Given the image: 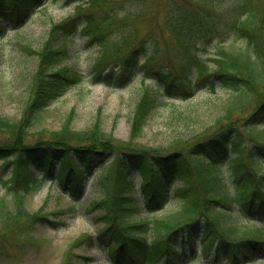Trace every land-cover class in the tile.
Instances as JSON below:
<instances>
[{
  "label": "trees",
  "instance_id": "16d2710c",
  "mask_svg": "<svg viewBox=\"0 0 264 264\" xmlns=\"http://www.w3.org/2000/svg\"><path fill=\"white\" fill-rule=\"evenodd\" d=\"M43 1L0 0V32L3 19L13 25L23 22ZM68 1L79 2L76 14L51 22L41 48L28 46L39 57V64L23 116L17 122L0 116V132L6 134L0 139V178L13 192L12 206L0 196V235H22L32 232L38 223L54 222L43 207L29 211L24 206L25 194L44 177L56 179L61 191L76 199L83 194L85 177L109 158L104 172L94 178L102 195L88 201L86 207L102 226L94 235L81 233L77 237L78 243L104 246L108 264H191L198 259L209 264H244L264 255L261 229L239 233L223 227L212 213L217 206L230 208L229 201H234L242 216L259 214L264 227V141L254 140L247 132L264 124V0H260L259 10L251 0L241 1L245 10L236 13L237 7L233 17L224 15L217 1L215 6L213 0H169L164 28L175 50L170 66L157 61L166 46H161L154 34L148 31L138 38L136 23L143 15L135 17L128 10L118 13L123 0ZM121 29L126 31L113 36ZM76 31L98 46L92 71L107 84L123 86L139 72L142 79L151 78L152 83L162 85L163 92L181 98L193 94L198 84L213 90L217 83L248 98L245 96L241 105L226 107L200 135L175 139L168 149L119 142L97 122L81 132L65 124L52 131L50 138L29 143L25 137L34 114L80 81L81 76L70 67L56 66L65 54V45L59 41ZM228 32L244 37L253 46L252 53H218L209 66L200 56V50H206L202 44L211 37L225 38ZM142 94L131 121L133 139L156 105L148 88ZM250 105L249 113L235 116L233 110L242 113ZM226 157L233 183L228 192L216 174L217 164ZM135 172L140 180L138 197L131 177ZM174 181L178 185H172ZM171 196L180 200V211L177 218L156 219L164 226L162 231L156 228L148 234L146 219L128 220L140 208H161Z\"/></svg>",
  "mask_w": 264,
  "mask_h": 264
},
{
  "label": "rangeland",
  "instance_id": "374dc122",
  "mask_svg": "<svg viewBox=\"0 0 264 264\" xmlns=\"http://www.w3.org/2000/svg\"><path fill=\"white\" fill-rule=\"evenodd\" d=\"M168 1L123 0L122 7L115 9L120 8L119 14L128 10L130 13L133 12L135 17L143 15L136 23L138 38L148 31L154 34L159 44L166 46L165 53L160 54L157 61L166 62L170 66L172 60L175 61V50L172 49L168 31L164 28L165 7ZM216 1L224 15L229 17L235 15L234 10L237 7L236 13L241 9L245 10L240 6L243 0H213L215 6ZM78 3L68 0H44L43 4L35 7L23 22L13 25L7 19H3L4 28L0 32V116L13 122H17L23 116L24 106L31 97L32 76L39 64V57L32 53L28 46L35 50L41 48L48 37L50 23L63 20L67 15L76 14ZM251 4L258 7V10L262 6L260 0H251ZM115 31L113 36L126 29ZM209 40L202 44H206V50H200V56L207 59L209 66L214 62L211 58L216 57L218 53H239L246 50L252 53L253 46L251 44L249 46L244 37L233 32H228L225 38L211 37ZM62 41L65 42L67 50L58 64L76 70L81 80L68 86L59 97L51 100L34 114L31 118L32 123L27 128L29 134L25 137L29 143L50 138L52 131H59L65 124L69 125L70 129L81 132L97 122L99 128L119 142L129 141L136 147L168 149L169 143L175 139L200 135L216 117L225 113L226 107L232 103L241 105L246 101V97L248 98L231 88L223 87L220 83H217L213 90L198 84L193 94L181 98L176 94L163 92L162 85L152 83L148 77L142 79L139 72L123 86L108 85L92 75L91 68L98 50L96 44L88 42L86 36L78 31L74 35L62 37L60 43H63ZM190 77L193 79V74ZM145 88L154 95L156 105L148 114L140 133L133 139L131 121L136 104ZM250 109L251 105L242 113L238 110L233 111L235 116H242L249 113ZM249 133L253 136L255 134L256 140L263 141L264 124L253 127ZM5 137L6 134L0 132V139ZM246 142L250 143L249 140ZM110 161L109 158L106 159L104 165L96 167L93 174L85 177L83 181L85 188L78 199H73L61 191L56 179L50 180L49 176L44 177L40 185L26 193L24 206L29 211L43 207L54 222L38 223L32 233L0 235V264H108L104 246L78 243L77 237L81 233L94 235L102 226L101 221H96L92 214L86 211V207L88 201L102 195L101 188L94 178L104 172ZM216 172L223 180L226 191L231 190L233 183L227 157L217 164ZM5 173L8 175V172H2V175ZM36 176L39 174L36 173ZM131 177L135 182L134 193L138 195L139 176L134 173ZM177 183L173 182L174 185ZM12 194V190L8 191L0 178V196L5 198L9 206H12ZM229 203L231 208L218 206L212 212L223 227L247 234L259 228L264 233V227L259 225V214L253 213L250 215L251 218L243 217L238 204L234 201ZM180 207V200L171 196L160 209L147 212L140 208L139 212L127 218L146 219L150 225L146 233L152 234L156 228L162 231L164 227L157 224L156 219L177 218ZM67 208L69 210H66ZM55 210H60L58 215L50 214ZM256 256L245 264H264V255ZM179 263L183 264L181 261ZM222 263L226 264L224 261ZM193 264L208 263H202L198 259Z\"/></svg>",
  "mask_w": 264,
  "mask_h": 264
}]
</instances>
